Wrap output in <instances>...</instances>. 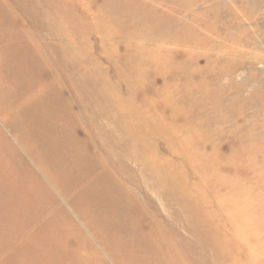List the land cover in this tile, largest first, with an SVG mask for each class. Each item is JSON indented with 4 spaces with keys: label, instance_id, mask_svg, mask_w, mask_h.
Segmentation results:
<instances>
[{
    "label": "rangeland",
    "instance_id": "374dc122",
    "mask_svg": "<svg viewBox=\"0 0 264 264\" xmlns=\"http://www.w3.org/2000/svg\"><path fill=\"white\" fill-rule=\"evenodd\" d=\"M138 1L140 4L136 2L129 6L126 0H73L75 8L72 11L68 1L20 0L19 4L16 0H10L13 8L22 11L21 20L34 26L36 16H40L45 27L41 29V43L36 51L24 56L23 52L5 51L7 46L16 45L20 40L9 39L12 29L0 20V23L3 22L0 24V53L10 62H21L24 58L34 63L30 66V75L26 76V79L32 77L28 85L25 82L21 88V85L18 87L11 82L6 84L10 93H16L14 95L18 98H9L5 113L13 116L14 109L23 111L36 102L34 105L37 108L43 109L44 105V109L52 107L61 112L62 108L65 109L64 105H54L49 99L60 98L57 88L63 82H67L69 91L68 83L74 82L78 71H86V84L93 89L101 79L117 84L120 81L122 88L132 87L135 90V97L127 94L125 98L131 99L132 105H142L143 112L149 114V123L166 121V131L170 127L190 126L191 130L180 134L181 138L188 142L202 139L207 142L202 150L200 144L192 147L191 155L196 164L206 163V167L214 169L220 178L238 180L242 187L264 193V0H183V4L182 0H165L166 4L147 0L149 6L144 0ZM93 12L97 16L102 14L101 21L90 18ZM196 14H199L198 19L194 17ZM75 16L81 19L77 20ZM75 20L79 24L75 25ZM106 31L114 32L115 35L104 38L103 33ZM130 31L138 37L126 39ZM56 65L60 69L52 71L51 67L55 68ZM3 66L10 72L14 71L11 63ZM97 71H101L104 77H96ZM120 75L128 81L121 82ZM74 111L83 117L80 107ZM172 119L174 122L169 123ZM79 124L89 123L80 120ZM110 126L107 124L108 128ZM13 127L12 121L4 122L0 119L3 133L0 136V151H20L25 158L26 176L35 170L40 176V184L48 186L47 189L41 187L40 191L44 205L48 204L49 207L46 206V212L41 215L39 222L30 223L27 220V231L23 234L28 238L27 250L36 247L30 250L31 254L26 253L27 260L35 261V264H120L115 253L103 247L95 238L93 230L83 220V214L77 210L73 200L61 192L62 189L56 187L31 159L16 137ZM158 135L143 140V145L156 151L154 157L148 158L154 162V166L157 169L163 168L162 163L169 159L173 165L165 173L180 177L184 169L190 167L191 170L190 159L185 156V152L169 149L170 144L176 143V140L170 136L164 140L161 133ZM70 136L69 133H58L57 140L63 142L69 140ZM75 139L82 145V151H102L101 145H104L99 138L92 143L86 134L78 135ZM68 145L65 143L56 151H69ZM121 167L119 169L126 175L131 170L134 174L139 171L132 165L130 168ZM89 172L84 187L92 192L80 201L91 205V200L98 194L102 201L104 198L112 199V202L116 200V203L118 199L122 201V205L114 211L108 207L112 205L115 209V203L101 205L104 207V216L110 220L107 224L110 228H126L127 232L120 238L119 244H122V252L127 257L132 254L138 257L134 263L158 264L152 262L154 259V262L161 261L160 264H173L169 258H161V251L165 252V248L160 250L152 244L147 245L149 236L145 234L147 232H137L134 228L136 223L146 230L147 223L157 228V223L162 222L178 235L177 239L171 236L174 238L171 240L178 245H186L187 240L200 242L202 237L188 229L189 222L182 211L185 199L180 203L150 188L146 190L145 197L137 193V199H132L116 181L114 186L110 184L111 180L110 183L106 180L98 182L96 178L92 179L97 171L90 169ZM200 172L206 175V186L212 188V170L208 173L207 169L199 168ZM199 179L196 175L192 181L198 183ZM73 190L76 192V189ZM135 203L137 208L138 204L145 206L149 216L145 212L142 215L140 209L133 207ZM128 217L129 221H126ZM53 222L55 226L61 225L63 228L55 227L51 230ZM32 224H41L42 227L34 232L28 227ZM52 234L58 242L51 239ZM64 235L70 236L68 243ZM250 244L253 247L259 245L253 239ZM198 245L195 250L200 247ZM11 248L15 250V244L1 249L0 255ZM262 249L258 259L264 264V247ZM152 254L161 259H155ZM207 258L215 260L200 255L199 263L206 264ZM7 263L4 259L0 260V264Z\"/></svg>",
    "mask_w": 264,
    "mask_h": 264
},
{
    "label": "bare ground",
    "instance_id": "6f19581e",
    "mask_svg": "<svg viewBox=\"0 0 264 264\" xmlns=\"http://www.w3.org/2000/svg\"><path fill=\"white\" fill-rule=\"evenodd\" d=\"M16 1L20 4V0ZM60 1L62 3L68 1L71 4L69 5L72 11L75 8L73 0ZM136 2L140 4L138 0H126L129 6L135 5ZM143 2L149 6V1L144 0ZM163 2L167 3L165 0L156 1L158 4H163ZM181 3L183 4L184 1L182 0ZM21 16L22 11L13 8L10 0H0V20L6 24V27L8 26L7 28L12 29L8 38L20 40V43L16 45L7 46L5 51L12 53L23 52L25 56V54H32L33 50L36 51L38 44L41 43L39 38H41V29L45 27V23L40 16L35 15L36 24L32 17L31 21H33L34 26H30L21 20ZM54 16L57 19L58 14ZM76 16L75 18L77 19ZM101 16L102 14L97 16L93 12L90 18L101 21ZM194 17L198 19L199 14L194 15ZM74 24L77 25L79 23L75 20ZM129 34L130 36H126V39L138 37L133 31H130ZM112 35H115V33L111 31L103 33L104 38H111ZM28 40H30V44ZM7 63L13 64V72L3 66ZM31 63L34 64L24 58H22L21 62L15 60L10 62L3 53H0V119L4 122L12 121L15 135L24 150L40 167L43 174L50 181H53L56 187H60L62 189L61 192H64L73 200L77 210L81 215L83 214L84 219H82L93 230L95 238L103 247H108L110 252L115 253L114 255H116L120 264H138L134 263L138 257H135L134 254L127 257L128 255L122 252V244L120 243V245L119 241L121 237L125 236L126 228L124 226L122 228H110L107 225L110 220L104 216V207L101 204L112 202V199L104 198L103 202L98 197V194L91 200V205L86 202L81 203L80 199L92 192H88L84 187L87 175L88 173L90 174V169L91 171H97L96 176L92 177V179L96 178L98 182L106 180L109 183V180H111L112 183L110 184L113 186L116 185V181L122 191L132 196V199H137V193L145 197L148 188L154 189L155 192L156 190L160 191V195L163 193L167 198L177 202L180 201V203L182 199H185V201L183 200L185 204L182 202L183 210H181L189 222V231L202 237L200 242L195 241L193 243L194 240L191 242L187 240L186 245H178L171 240L174 239L172 237L177 239L176 236L178 235L175 232H171L162 222L157 223V228L147 223L146 230L141 229L140 224H134L137 232L139 230L147 232L145 234L150 239V241L147 240L146 242L148 246L152 244L156 249H166L165 252L161 251L163 260L169 258L173 264H200L199 257L204 255L215 259L213 261L207 258L206 264L263 263L258 259V254L260 251L263 252L262 248L264 247V237L262 238L264 231V193L255 192V189L249 187L244 188L238 184V180L220 178L214 169H209V166L206 167V163L196 164L195 158L191 155L192 147L200 144L202 145L200 150H202L207 142L203 139L202 141L188 142L181 138L180 134L189 132L191 130L190 126L185 128L170 127V130L166 131V121L157 124L149 123L147 121L149 114L143 112L142 105H132L131 99L125 98L127 94H130L131 97L136 96L132 87L122 88L118 80H116L118 81L117 84L107 79H101L95 89H93L86 84V71L77 72V75L74 76V82L68 83L69 91L66 86L67 82H63L62 86H59L61 83L57 85L59 86L57 89L60 93V98H56V100L54 98L52 100L49 99V102L57 106L64 105L65 109L62 108L61 112L53 110L52 107L48 109L45 107L44 109V105H42L43 109L37 108L34 105L36 102L23 111L14 109L13 116L8 115L5 110L9 104V98L12 96L13 100H17L18 96L14 95L16 93L12 95L6 84L11 82L18 87L21 85V88L25 86V82L28 85L32 77L26 79V76L30 75ZM65 68H67L66 65ZM55 69L59 70L60 68L58 65L55 68L51 67L52 71H56ZM95 73L97 74L95 75ZM95 73L96 77H104L101 71ZM119 80L125 83L128 81V79L124 80L121 75ZM128 102H130V105L126 106ZM78 107L81 109L83 119L74 111ZM128 107L130 109L126 110ZM80 120H84L89 124H79ZM172 122H174V119L169 123ZM107 124L111 126L108 128ZM58 133H69L71 136L69 140L62 142L57 140ZM158 133L164 136V138L160 136L164 140L165 138L168 139V136L176 140V143L170 144L171 147L169 149L172 150L173 148L174 151L185 152V156L190 159L191 170L188 167L183 172H180L182 173L180 177L171 176L173 174L165 173L166 169L171 168L173 165L172 160L169 159H165L167 162L162 163L163 168L159 167L157 169L154 166V162L148 158L154 157L156 151L151 150L147 145H143V140L146 137H158ZM83 134H86L92 143L96 138L102 140L104 143V145H101L102 151L100 149L99 151H82V145L75 137L78 138V135L82 136ZM2 135L3 133L0 129V136ZM178 136L179 138L176 139ZM105 142L108 144L107 146ZM65 143L66 145L69 143L67 147L71 151H56V148L58 149L62 145L65 146ZM146 158L147 161H145ZM158 158L160 159V157ZM121 165L125 168H130V165L134 166L139 170L138 174H134L131 169H128L131 170L129 175L124 174L120 170L122 169ZM177 167L180 168L179 166ZM25 168V158L20 151L13 149L12 151H0V251L11 244L16 246L15 250L11 248L10 251L4 252L3 255L1 254L2 256L0 255V260L4 259L6 263L35 264V261L27 260L26 256L28 254L26 253H30V250L36 247L27 250L28 238L23 234L27 231V220L29 219L30 223L31 221L32 223L39 222L41 215L46 212V206L49 207L48 204L44 205V198L40 191L41 187L47 189L48 186L40 184L38 179L40 176L35 170L34 172H28L29 176L27 177ZM199 168L207 169L208 173L212 170L213 174L210 177L212 188H209L208 185L206 186V175L199 173ZM196 175L200 177L198 183L192 181ZM111 177L115 178V180L113 181ZM92 179L91 181L94 182ZM96 185L98 184L96 183ZM73 189H76V192ZM72 192L73 194H71ZM92 202H94L95 209L92 207ZM121 202L120 199H118L117 203L115 200V202H112L113 204L115 203V209H113L112 205L108 208L110 211L118 210V207L122 205ZM136 206L137 203L133 207ZM138 207L136 208L140 209L142 215L144 212L148 215L145 206L138 204ZM122 215L127 214L123 213ZM101 218L105 219L106 223ZM129 218L126 221H129ZM116 220H118V217H116ZM120 224L123 225L122 223ZM28 227L35 232L39 231L42 225L32 224ZM55 227L63 228L61 225L55 226V222H53V226H50V228L54 230ZM254 233L256 235L251 237ZM140 234L143 235L144 233ZM52 236L51 239L56 241L57 238L53 234ZM64 236L65 242L68 243L70 236ZM61 239L63 240V238ZM252 239L254 242L259 243L257 247L251 246L250 242ZM197 244H200L198 245L200 247L195 250ZM153 256L155 259H161L160 256L155 254ZM79 260H75V262ZM152 262L160 264L161 261L154 262L153 259Z\"/></svg>",
    "mask_w": 264,
    "mask_h": 264
}]
</instances>
